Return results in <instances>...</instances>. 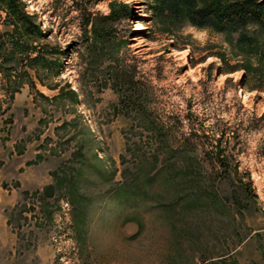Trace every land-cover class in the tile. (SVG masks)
<instances>
[{"label": "rangeland", "instance_id": "rangeland-1", "mask_svg": "<svg viewBox=\"0 0 264 264\" xmlns=\"http://www.w3.org/2000/svg\"><path fill=\"white\" fill-rule=\"evenodd\" d=\"M22 1L61 75L45 77L55 90L38 84L49 99L25 85L13 100L0 75V264H264L260 52L156 22L147 0ZM114 2L133 15L96 53L84 23ZM216 53L240 70L222 71ZM122 65L135 66L148 110L172 126L161 145L108 81ZM218 145L239 181L215 163ZM154 152L163 161L144 158Z\"/></svg>", "mask_w": 264, "mask_h": 264}, {"label": "trees", "instance_id": "trees-1", "mask_svg": "<svg viewBox=\"0 0 264 264\" xmlns=\"http://www.w3.org/2000/svg\"><path fill=\"white\" fill-rule=\"evenodd\" d=\"M147 1L153 20L156 22L177 21L199 29H211L235 39V46L238 48L258 50L260 57L264 58V43H259L257 38L264 34V0ZM132 15L130 6L118 2L112 4L109 14L89 15L84 23V30L92 34L94 51L96 53L106 51L112 44L118 42L119 38L114 27L124 20H129ZM0 25L6 27V31L0 33V75L5 81L3 82L5 97L13 100L15 95L28 85L41 97L49 99L37 90V86L39 84L55 90L57 86L47 84L48 78L45 77H48V73L52 78L61 74H53L57 62L50 57L58 53L47 44H42L45 34L41 31L40 24L26 11V4L22 0H0ZM89 27H91L90 31H88ZM211 56L221 59V69L225 73L240 70V66L229 64L220 54ZM108 74L109 83L119 90L123 109L126 112H134L137 120L143 119L145 130L161 145L172 126L158 122L148 110L147 102L150 100V94L147 86L137 77L135 66L122 65L117 71ZM71 93L76 96L74 92ZM9 109L10 107L7 108ZM158 149L162 150V155L165 153L163 148ZM173 151L181 154L185 152ZM213 153L215 163L220 165L223 173L239 181L237 167L224 163L227 158L224 149L218 145ZM261 155L264 159V150L261 151ZM174 157L175 154L169 156V158ZM144 158H152L157 164L163 161L155 152L150 154L149 158L147 156ZM240 184L243 194L251 193L250 183L240 182Z\"/></svg>", "mask_w": 264, "mask_h": 264}, {"label": "bare ground", "instance_id": "bare-ground-1", "mask_svg": "<svg viewBox=\"0 0 264 264\" xmlns=\"http://www.w3.org/2000/svg\"><path fill=\"white\" fill-rule=\"evenodd\" d=\"M137 29H139V27H137Z\"/></svg>", "mask_w": 264, "mask_h": 264}]
</instances>
